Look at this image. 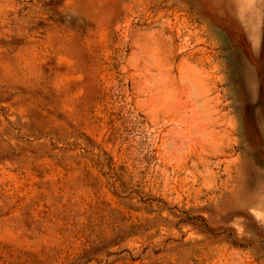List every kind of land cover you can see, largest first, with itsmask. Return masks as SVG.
<instances>
[{"label": "rangeland", "instance_id": "rangeland-1", "mask_svg": "<svg viewBox=\"0 0 264 264\" xmlns=\"http://www.w3.org/2000/svg\"><path fill=\"white\" fill-rule=\"evenodd\" d=\"M263 97L264 0H0V264H264Z\"/></svg>", "mask_w": 264, "mask_h": 264}, {"label": "crops", "instance_id": "crops-1", "mask_svg": "<svg viewBox=\"0 0 264 264\" xmlns=\"http://www.w3.org/2000/svg\"><path fill=\"white\" fill-rule=\"evenodd\" d=\"M263 103H264V97H263ZM254 119H255L256 128L258 129V134L260 136L261 143L264 147V110L260 109L256 111L254 115Z\"/></svg>", "mask_w": 264, "mask_h": 264}]
</instances>
